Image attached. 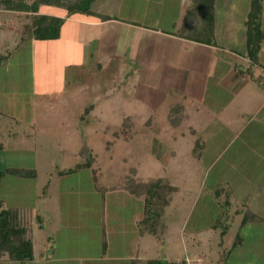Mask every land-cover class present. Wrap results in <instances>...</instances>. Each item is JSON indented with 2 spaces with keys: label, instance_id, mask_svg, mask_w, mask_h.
<instances>
[{
  "label": "rangeland",
  "instance_id": "rangeland-1",
  "mask_svg": "<svg viewBox=\"0 0 264 264\" xmlns=\"http://www.w3.org/2000/svg\"><path fill=\"white\" fill-rule=\"evenodd\" d=\"M76 1L66 0L69 4ZM120 1L122 2L93 0L91 6L96 9L100 6L102 12L111 14L121 6L123 17L135 16L148 24L158 21L157 23L163 28L170 27L171 21L179 16L181 8V0ZM216 8L215 40L228 47L237 45L238 49L244 48L246 45L243 44V40L247 35L246 17L250 9V0H217ZM6 15L10 18V14ZM25 33L27 34L26 31ZM65 34L68 35V31ZM12 38L8 36L9 40ZM17 38H20V35ZM259 52L262 57L260 60L264 63V48ZM34 56V50L26 49L24 53L21 50L13 54L12 60L9 59L10 61L0 68V88H2L0 92L3 91L4 86L8 87L9 91L10 85L15 86L19 91L12 92L10 89L9 95L2 94L4 98L0 95V112L3 113L2 116L0 115L2 142L0 166L2 169L35 170L37 174L24 176L15 172H6L0 179V198L6 206L32 209V211L23 210L22 220L27 223L28 230L30 229L28 236L33 238L36 259L14 263L8 253H5L0 257V264H68L64 260L67 255L100 254L102 240L106 242V251L111 248L117 253L127 252L131 243L129 241L134 239L135 234L130 226L123 224L128 220H122L114 214L119 211L118 208L115 211L110 206L102 215L96 211V197L99 194L94 193L93 178L101 188L105 189L130 187L132 182H138L142 192L147 183L156 181L161 183L159 191L163 197L169 199V204L166 205L158 221V233L156 236L149 232L143 235L140 247L135 251L138 252L134 259L142 257L145 264H150L160 257L168 256L174 259L178 256L183 257L184 248L190 246L188 239L191 235L190 230L195 226L211 224L215 220L222 228L231 224L230 210L233 204L224 205L223 209L218 208L214 202L208 203L205 195L201 197L194 210L190 211L187 198L191 195L188 190L175 193L178 190L177 185L178 187L187 184L196 185L198 178L188 179L190 173L199 176L200 181L204 183L202 174L209 168L208 161L211 160H216V163H213L211 170L206 172L207 184H213L214 187L221 183L222 186H226L225 183L230 181V186L226 190L229 187L235 192L239 189L240 194L244 195L249 193L247 190L250 188L241 186V183L244 184L243 165L246 164L239 163L238 166L231 167L220 158L229 157L232 147L223 150V154H219L220 151L215 154L221 145L227 143L225 139L208 141L205 150L204 146L202 148L205 159L201 163L192 152L195 151V141L199 133H192L190 131L192 126L191 128L186 125H182L181 128L173 127L169 119L176 117V114H183V103L190 102L189 98L184 97L187 96L185 84H174L177 81L168 84L167 79L171 77L167 70L154 69L152 72L147 68L137 76L136 69L134 71L130 69L132 75L129 76L123 74L125 70L122 72L121 68L116 67L115 77H111L112 73L109 74L108 69L94 73L91 69H87L83 81L85 85L86 82L89 83V87L85 86L81 92L79 90L77 99L57 96L56 99L51 98V101L48 93L43 95L44 100L39 101L38 98L32 99L31 96L33 84L28 78L30 64L26 65V61L24 65L21 62L17 63L18 60H28V57L33 60ZM218 67L219 65H213L216 74L219 71ZM207 70L203 72L207 73ZM200 77H202L201 83H204L201 89L203 88L205 93L200 94L201 97L195 99L194 103L201 106L208 100L203 96L206 95L208 98L210 93H213L212 98H209L210 103H215L214 105H219L223 109L225 105L220 103L221 97L230 100L231 93L224 91V87L218 85L215 92L212 91L213 81L209 82V77L208 81L207 77ZM253 81L243 89L251 92V85L255 86ZM39 82L42 83L41 80ZM133 82L135 83L130 84ZM244 90L239 95H242ZM76 93L73 94L77 96ZM247 96L248 94H245V97L241 96V99L235 100L237 108L240 109L239 104L245 101ZM248 97L253 100L250 94ZM217 98L219 101L216 100ZM92 103L95 105L94 109L89 108ZM176 103L180 107L176 108ZM251 113L253 116L249 114L243 119L231 115L229 124L239 126L241 123L238 120L246 121L248 135L253 125L260 126L259 118L264 122V108L262 115L256 116L253 110ZM16 117L22 120L18 124L15 122ZM235 133L230 131L226 137L230 138ZM205 136L206 132L203 134V141ZM209 137H211L210 133ZM198 149L199 146L197 151ZM84 160L92 162L90 170L78 169V173L74 172L72 175L60 173L75 169ZM261 167L255 164L251 168L248 173L249 180L246 181L248 185L251 186V181L257 177ZM60 174L62 177H58ZM46 186H48L46 195L38 199V195L43 194ZM198 188L199 186L195 191ZM112 201L113 204L117 203V199ZM239 222L240 218L233 221V230L237 229ZM30 224L34 230L32 236ZM102 224L103 226L105 224L103 233ZM184 228L185 239L181 236V230ZM207 246L210 247L211 254L215 253V243ZM54 249L57 251L53 255ZM51 255L53 258L49 260ZM193 262L204 263V258L201 256L199 260Z\"/></svg>",
  "mask_w": 264,
  "mask_h": 264
},
{
  "label": "crops",
  "instance_id": "crops-1",
  "mask_svg": "<svg viewBox=\"0 0 264 264\" xmlns=\"http://www.w3.org/2000/svg\"><path fill=\"white\" fill-rule=\"evenodd\" d=\"M25 1L29 4L33 2V0ZM117 1L119 3L122 2L120 0ZM189 2V0H181L179 16L171 21L169 28H163L162 25L157 23L158 21L148 24L135 16L123 17L121 6L113 14L102 12L100 6L96 9L93 5L91 6V13L76 12L73 14H69L68 9L63 6L48 3L40 4L38 12L0 7V51H4V48L6 49L7 47L12 49L9 58L12 60V55L21 50L23 53L26 49L28 51L34 50L35 56L33 60L28 57V60H18L17 63L21 62L24 65L26 61V65L30 64L31 70L28 78L31 79L33 84L31 96L32 99L38 98L37 100L39 101L43 99V95L48 93H50L49 100L51 98L56 99L57 96L77 99L78 91L80 90L81 92L85 86L89 87V83L86 82L87 85H85L83 81L85 78L84 72L87 69H91L93 73L108 69L109 74L112 73L111 77H115L114 68L116 67L121 68L122 72L125 70L123 74L129 76L132 75L130 69L133 71L136 69L137 76L142 74V71L145 72L147 68H150L152 72H154V69L157 71L167 70L171 77L167 79L168 84L172 81H177L174 84H185L187 86V96L182 94L181 96L189 98L190 102L188 104L183 103V114H176V117L169 119L173 127L181 128L182 125H186L191 128L192 126L190 131L199 133L197 140L201 141V149L204 146V150L208 141L225 139L227 143L221 145L215 154L219 151V154H223V150L232 147L229 157L220 158L226 162V165L231 167L238 166L239 163L246 164V166L243 165L245 173L242 174V180L244 184L241 183V186H249L250 188L247 190L249 193L244 195L240 194L239 189L236 190L237 193L234 189L231 190L230 187L226 190L230 186V181L225 183L226 186H222L221 183L216 184L214 187L213 184H207L206 179L208 177L206 172L211 170V165L216 163V160L208 161L209 168L202 174L204 183L200 181L199 176L190 173L187 178L197 177L196 185L187 184V186L180 185V187L177 185L178 190L175 193L188 190L191 195L187 198L190 211L194 210L201 197L205 195L208 203L214 202V205L218 208L223 209L224 205L229 206V203L233 204V208L230 210V217L232 216L231 224L223 228L219 227L220 225L216 220L211 224L195 226L191 230L186 228L191 232L188 238L190 246L184 248L185 254L183 257L178 256L175 259L187 258L192 264L194 260H199L202 256L204 263L198 262L196 264H264V122L259 118L260 126L253 125L248 135L246 132V121L238 120L241 123L239 126L229 124V116L231 115L243 119L249 114L252 115V110L256 116L262 115L264 108V63L260 60L262 58L260 52L258 54L259 62L257 63H253L249 57L246 35L243 40V44L246 46L240 49L237 48V45L228 47V45H222L217 41L216 43H208L192 38V28H184V12L189 7ZM35 13L65 18L58 38L37 39L25 33L27 25L29 26L30 24L31 15ZM6 14H10V18ZM66 31H68V35L65 34ZM18 35H20V38H17ZM8 36H12V40H9ZM263 48L264 43L261 50ZM9 59L3 60L0 68L5 66L4 64L9 62ZM205 63L208 65H204ZM212 63L213 65H219L217 74L214 73L215 70ZM205 69H208L207 73L203 72ZM188 70L189 72H187ZM213 74L216 75L213 77ZM189 76L191 77L188 78ZM200 76L207 77V81L209 77V82L213 81L211 83L212 91L215 92V88L218 85L224 87V91L227 90L231 93L232 97L230 100L226 99V97H221L222 102L220 101V103L225 105L223 109L219 105H214L215 103H210L209 98H212L213 93H210L208 98L206 95L203 96L204 99L208 100L202 103L201 106L194 103L195 99L201 97L200 94L205 93L204 89H201V85L204 83H201L202 77ZM260 76L263 78L259 79L258 77ZM40 80L42 83L39 82ZM45 80L46 82H44ZM146 80L145 77V83ZM253 80L255 81V86L251 85V92L245 91L243 88H247L249 82ZM7 88L4 86L3 91L0 92L2 98L5 97L6 93L9 95L11 91L19 92L13 85H10L11 91L10 89L8 91ZM0 89L2 90V88ZM243 90L244 93L239 95ZM39 91L41 93H38ZM75 92H77V96L73 94ZM228 93L226 94L228 95ZM245 94H248V96L250 94L253 100L247 96L245 101L243 100L239 104V109L236 107L235 100L241 99V96L245 97ZM107 96L109 97L110 95ZM216 100L219 101L218 98ZM67 102L69 103V100ZM51 105L53 104L51 103ZM94 107L93 103L89 105L90 109H94ZM177 107H180V105L176 103ZM0 115L2 116L3 113L0 112ZM20 121L22 120L17 118L15 122L18 124ZM213 123L215 125H212ZM262 123L263 125L261 126ZM230 126L235 127V129H231ZM230 131L236 133L234 136L227 138L226 136ZM205 132L206 136L203 141L202 137ZM209 133L211 137H209ZM197 140L195 141L196 143ZM192 152L201 163L204 161L203 149L202 152L197 154H195L194 150ZM255 164H259L262 167L258 171L257 177L251 181L250 186L246 181L249 180L248 173ZM86 169L89 168L86 167ZM73 173H68V175ZM75 173L77 174L78 170ZM89 174L91 175L90 171ZM58 177H62V175L60 174ZM93 179L94 193L99 194L96 197V211L102 215L110 206L115 211L118 208V213L114 212V214L118 215L122 220H128V222L123 224L130 226L131 231L135 234L134 239L129 241L131 243L127 252L117 253L111 248L106 251L103 249L104 242L102 240L100 254L96 256L67 255L64 260L68 264H145L144 260L141 259L142 257L134 259L138 252L135 251L140 247L141 237L148 233L142 231L139 225L145 213L144 199L131 192L127 187L104 188L105 194H103L101 186L97 184L95 178ZM197 186L199 188L195 191ZM190 187H193V189ZM47 191L48 186H46L43 194L38 195V199L45 196ZM35 196L37 197V194ZM116 199L117 203L113 204L112 200ZM223 202H226V204H223ZM3 206L6 208L16 207L22 212L23 210L32 211V209L28 210V208L25 209L18 206H6L4 202ZM237 218H240V222L236 226L237 229L233 230L232 223ZM69 222H72V220H69ZM97 224L99 227L100 220ZM30 228V235L32 236L34 230L31 224ZM104 229L105 224L104 226L102 224V233ZM185 235L186 230L184 228V230H181L183 239H185ZM211 243H215V253L212 254L210 253V247L207 246L211 245ZM109 246L113 248L112 245ZM56 251L57 249L52 251L53 255ZM53 255L49 256L48 259H52ZM166 257L169 258L168 256ZM34 258L36 259L35 246ZM12 262L17 263L18 261L13 260ZM193 264L195 263L193 262Z\"/></svg>",
  "mask_w": 264,
  "mask_h": 264
},
{
  "label": "trees",
  "instance_id": "trees-1",
  "mask_svg": "<svg viewBox=\"0 0 264 264\" xmlns=\"http://www.w3.org/2000/svg\"><path fill=\"white\" fill-rule=\"evenodd\" d=\"M93 0H77L69 4L66 0H33L31 4L25 0H0V7L11 10L39 11L42 3L56 4L68 9L69 14L76 12L91 13V3ZM189 7L184 12V28H192V38L208 43H216L215 40V15L217 0H189ZM264 3L263 0H250V9L246 17V44L247 52L253 63L259 62L258 54L264 43V26H263ZM65 18L53 16L44 13H35L31 15L30 24L25 30L29 35L37 39L58 38L61 26ZM12 49L7 47L0 51V64L3 60L10 58ZM251 70V69H250ZM262 79L263 77H258ZM201 141L197 140L195 154L200 152ZM199 149L197 151V148ZM2 142L0 141V149ZM85 154V153H84ZM91 161L84 160L74 169L61 171V174L72 173L82 168H90ZM6 172H15L18 175L36 176L35 170H25L21 168L2 169L0 166V179ZM96 180V179H95ZM161 183L156 181L144 185L143 192L140 183L132 182L127 187L131 192L144 198L145 213L139 225L142 231L157 235L158 221L169 199L163 197L159 191ZM46 187L44 188L45 191ZM105 194L104 188H102ZM27 223L22 220V211L16 207H4L3 200L0 198V257L8 253L12 260L19 262H30L34 260L33 239L28 236ZM104 250L107 245L103 240ZM191 262L187 258L174 259L161 257L152 261L150 264H188Z\"/></svg>",
  "mask_w": 264,
  "mask_h": 264
},
{
  "label": "built area",
  "instance_id": "built-area-1",
  "mask_svg": "<svg viewBox=\"0 0 264 264\" xmlns=\"http://www.w3.org/2000/svg\"><path fill=\"white\" fill-rule=\"evenodd\" d=\"M188 264H190V263H188Z\"/></svg>",
  "mask_w": 264,
  "mask_h": 264
}]
</instances>
